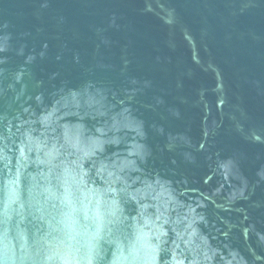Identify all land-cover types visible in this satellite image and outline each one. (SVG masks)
I'll return each mask as SVG.
<instances>
[{
	"label": "water",
	"instance_id": "1",
	"mask_svg": "<svg viewBox=\"0 0 264 264\" xmlns=\"http://www.w3.org/2000/svg\"><path fill=\"white\" fill-rule=\"evenodd\" d=\"M0 264H264V0H0Z\"/></svg>",
	"mask_w": 264,
	"mask_h": 264
}]
</instances>
